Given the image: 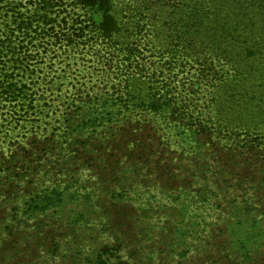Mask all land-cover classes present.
<instances>
[{
  "label": "trees",
  "instance_id": "16d2710c",
  "mask_svg": "<svg viewBox=\"0 0 264 264\" xmlns=\"http://www.w3.org/2000/svg\"><path fill=\"white\" fill-rule=\"evenodd\" d=\"M0 2L12 19L0 36V102L14 113L18 106L28 113L25 107L37 98L33 81L13 80L16 70L33 72L31 44L43 45L53 62L66 61L75 49L94 67L105 56L107 67L119 73L106 89L69 98L57 133L41 141L45 152L38 165L48 156L60 165H81L94 140L93 149L115 152L106 164L120 168L119 158H125L130 174L139 177L176 161L165 157L168 148L184 144L186 162L196 161L190 177L200 178L199 200L214 192L210 185L224 190L234 180L230 189L238 185L239 196H248L236 214L261 215V257L255 264H264V0ZM122 184L106 186L124 198L116 190ZM56 194L52 190L46 198L56 204ZM248 220L251 227L258 222ZM114 221L112 216L106 224Z\"/></svg>",
  "mask_w": 264,
  "mask_h": 264
},
{
  "label": "rangeland",
  "instance_id": "374dc122",
  "mask_svg": "<svg viewBox=\"0 0 264 264\" xmlns=\"http://www.w3.org/2000/svg\"><path fill=\"white\" fill-rule=\"evenodd\" d=\"M11 25L10 8L0 2L1 37ZM29 47L33 72L16 70L13 80L33 81L36 100L25 107L28 113L20 106L14 113L0 102V264L258 263L261 215L236 214L248 196H239L238 185L230 189L234 180L224 190L210 185L214 192L207 201L199 200L200 178L190 177L196 161L193 166L186 162L184 144L168 148L172 152L165 157L176 161L153 166L139 177L130 174L125 158L118 157L124 162L120 168L106 164L115 152L93 149L97 143L91 139L90 148L81 140L87 150L81 165H60L52 156L38 165L36 158L45 152L41 141L57 133L69 98L98 87L104 90L107 80L115 81L119 73L107 67L105 56L94 67L76 49L66 61L53 62L42 52L43 45ZM57 141L66 144L62 138ZM121 182L123 190H116L125 193L124 198L106 186ZM52 190L58 195L56 204L46 198ZM112 216L115 221L109 226ZM253 218L258 222L251 227L248 219ZM247 255L253 258L247 260Z\"/></svg>",
  "mask_w": 264,
  "mask_h": 264
}]
</instances>
